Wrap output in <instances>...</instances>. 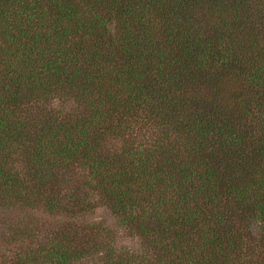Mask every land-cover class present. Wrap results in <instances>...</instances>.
<instances>
[{
	"label": "trees",
	"instance_id": "trees-1",
	"mask_svg": "<svg viewBox=\"0 0 264 264\" xmlns=\"http://www.w3.org/2000/svg\"><path fill=\"white\" fill-rule=\"evenodd\" d=\"M134 118L160 135L142 150ZM18 204L61 223L39 245L35 219L9 229L12 264H264V0H0V208ZM98 205L142 253L96 240Z\"/></svg>",
	"mask_w": 264,
	"mask_h": 264
},
{
	"label": "rangeland",
	"instance_id": "rangeland-1",
	"mask_svg": "<svg viewBox=\"0 0 264 264\" xmlns=\"http://www.w3.org/2000/svg\"><path fill=\"white\" fill-rule=\"evenodd\" d=\"M105 78L102 80L104 81ZM53 107H60V109L68 108V105L59 104L58 102L51 104ZM142 122L140 119H129L127 122V130L132 135L131 141L138 150L149 147L152 142L151 139L160 137L158 130L151 126L149 128L141 129ZM117 142V141H114ZM118 143V142H117ZM76 178V177H75ZM11 212L0 208V264H12V260L16 251V244H14L8 237V233L11 228L17 226V223L22 221L28 227L33 223H29V219H35L37 221V229L33 235L32 243L34 245L42 244L48 238L45 231L52 228L54 225L58 226L61 221L57 217L50 216L41 208L35 209L32 205L29 207L15 206ZM3 210V211H2ZM85 225L93 227L96 233V240L101 242L106 247H110L114 252L127 251L129 254L142 253L143 246L141 244V238L129 234L128 230L122 228L117 222V217L111 213L110 209L104 205H98L93 210L86 212L79 218ZM41 226V228L39 227ZM10 229V230H9ZM258 229V228H257ZM255 231V228L253 230ZM99 248L101 246L99 245ZM34 264V263H32ZM39 264H51V263H39ZM73 264H101L98 256H89L74 262Z\"/></svg>",
	"mask_w": 264,
	"mask_h": 264
}]
</instances>
